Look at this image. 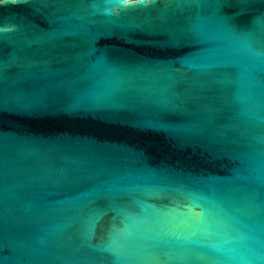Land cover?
<instances>
[{"label": "water", "instance_id": "obj_1", "mask_svg": "<svg viewBox=\"0 0 264 264\" xmlns=\"http://www.w3.org/2000/svg\"><path fill=\"white\" fill-rule=\"evenodd\" d=\"M0 264H264V0H0Z\"/></svg>", "mask_w": 264, "mask_h": 264}]
</instances>
